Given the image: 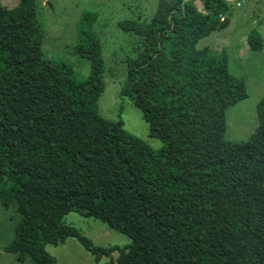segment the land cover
<instances>
[{"label": "trees", "instance_id": "obj_1", "mask_svg": "<svg viewBox=\"0 0 264 264\" xmlns=\"http://www.w3.org/2000/svg\"><path fill=\"white\" fill-rule=\"evenodd\" d=\"M195 1L158 0L148 20L119 23L142 42L120 94L162 141L155 150L99 114V53L86 79H48L36 0H0V202L20 214L4 247L19 262L55 264L45 245L74 237L95 261L117 251L115 264H264V94L254 132L226 141L225 113L247 97L245 83L223 52L196 44L230 1L198 0L202 11ZM160 153L161 165L147 161ZM71 211L130 243L94 245L63 222Z\"/></svg>", "mask_w": 264, "mask_h": 264}, {"label": "rangeland", "instance_id": "obj_2", "mask_svg": "<svg viewBox=\"0 0 264 264\" xmlns=\"http://www.w3.org/2000/svg\"><path fill=\"white\" fill-rule=\"evenodd\" d=\"M230 10L221 18L217 29L198 40L197 48H208L214 56L223 52L229 73L245 83L247 97L228 107L225 113L226 141H244L258 125L256 104L264 94V0H229ZM18 0H1L12 8ZM195 5L202 11V4ZM158 0H36L38 22L44 34L41 44L45 75L53 81L72 77L84 80L90 73L91 56L103 58L105 88L98 99V112L105 118L121 119L123 127L146 141L151 148L162 147V141L148 134V124L130 100L120 94L126 77V59L136 57L141 38L133 31L119 27L121 21L148 20ZM165 153L149 155L147 161L161 165ZM20 214L13 203L0 202V264H34L30 257L23 262L4 250L15 234ZM63 222L74 226L96 246L123 247L130 238L95 217L77 212L67 213ZM55 264H115L117 251L111 257L94 256L74 237L58 244H46Z\"/></svg>", "mask_w": 264, "mask_h": 264}]
</instances>
